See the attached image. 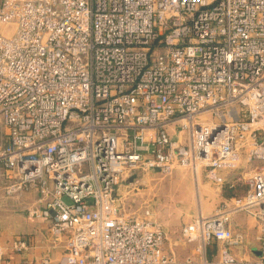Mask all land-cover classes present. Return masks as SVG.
Listing matches in <instances>:
<instances>
[{
  "label": "built area",
  "instance_id": "obj_1",
  "mask_svg": "<svg viewBox=\"0 0 264 264\" xmlns=\"http://www.w3.org/2000/svg\"><path fill=\"white\" fill-rule=\"evenodd\" d=\"M242 158L264 163V0H0V180L38 192L28 217L65 239L39 264H192L119 191L177 167L222 186ZM236 213L257 220L264 264V164L182 238L200 255L225 243L214 264H247L228 248L242 242Z\"/></svg>",
  "mask_w": 264,
  "mask_h": 264
},
{
  "label": "crops",
  "instance_id": "obj_2",
  "mask_svg": "<svg viewBox=\"0 0 264 264\" xmlns=\"http://www.w3.org/2000/svg\"><path fill=\"white\" fill-rule=\"evenodd\" d=\"M241 162L242 164L237 170L219 171V174L225 179L223 184L224 187H221L225 188V194L221 189L222 192L219 190L216 196L212 198L214 211L223 204L231 205L232 198L246 193L248 180L257 165L249 163L245 158H242ZM27 192L29 193L23 196L24 199L29 201H25L23 202L24 204L21 205L36 206L39 196L38 192L34 190ZM27 202L29 204H27ZM17 210L19 211V208H17ZM211 213L212 212L209 214ZM24 226L23 230H20L18 233L13 232L11 234H5L0 232V247L4 251V259L0 264H39L41 259L45 256H48L54 263L61 259L65 239L57 245H54L49 221L44 219H33L27 215ZM161 226L168 234L170 252L174 253L175 258L180 263L184 262L187 258H191L192 264H214L218 261L222 250L226 246L223 242H214L207 246L203 255H200L196 251L197 243H187L182 239L181 222L171 220L168 224L164 223V226L163 224ZM229 227L235 234H240L242 236L240 245L228 247L230 253L240 262L260 264L261 253L260 244L257 239L259 234L257 220L251 215L236 213L231 216ZM20 239H24L29 243L30 247L28 250L17 251L13 248V243Z\"/></svg>",
  "mask_w": 264,
  "mask_h": 264
},
{
  "label": "rangeland",
  "instance_id": "obj_3",
  "mask_svg": "<svg viewBox=\"0 0 264 264\" xmlns=\"http://www.w3.org/2000/svg\"><path fill=\"white\" fill-rule=\"evenodd\" d=\"M176 131L179 132V129ZM241 164L242 162L239 166ZM254 164L261 166L264 163L254 162ZM5 184L0 180V232L18 233L25 227L28 206L21 204L29 201L23 196L29 192L8 194ZM221 187L224 185L218 186L207 180L203 170L196 177L191 169L177 167L171 174L146 173L135 189L123 185L119 194L128 215H140L145 207H150L153 218L159 224L164 226V223L168 224L171 220H175L181 222L183 228L184 225L192 222L197 214L209 216L216 212L218 208L214 211L212 198L221 189L225 194V188ZM242 195L244 194L240 196ZM210 212L212 213L209 214ZM169 245L170 241L167 240L165 245L167 252H170Z\"/></svg>",
  "mask_w": 264,
  "mask_h": 264
},
{
  "label": "water",
  "instance_id": "obj_4",
  "mask_svg": "<svg viewBox=\"0 0 264 264\" xmlns=\"http://www.w3.org/2000/svg\"><path fill=\"white\" fill-rule=\"evenodd\" d=\"M222 124H223V122H222L221 124L218 125V128H217V129H221V128L223 127ZM217 129H216V130H217ZM131 181H132V180H130V182H131Z\"/></svg>",
  "mask_w": 264,
  "mask_h": 264
}]
</instances>
